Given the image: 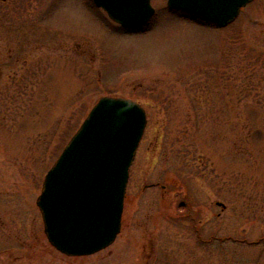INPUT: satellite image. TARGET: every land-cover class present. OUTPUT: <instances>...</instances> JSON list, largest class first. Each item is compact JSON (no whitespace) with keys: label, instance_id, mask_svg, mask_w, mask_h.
<instances>
[{"label":"rangeland","instance_id":"rangeland-1","mask_svg":"<svg viewBox=\"0 0 264 264\" xmlns=\"http://www.w3.org/2000/svg\"><path fill=\"white\" fill-rule=\"evenodd\" d=\"M8 2L6 44L29 34L35 62L0 79V264H264V0L225 28L151 0L128 32L89 0ZM104 96L139 104L146 126L114 242L66 256L36 199Z\"/></svg>","mask_w":264,"mask_h":264},{"label":"water","instance_id":"water-1","mask_svg":"<svg viewBox=\"0 0 264 264\" xmlns=\"http://www.w3.org/2000/svg\"><path fill=\"white\" fill-rule=\"evenodd\" d=\"M250 1L167 0V7L223 28ZM92 2L122 27L143 26L154 15L150 0ZM145 126L143 108L130 99L104 96L92 106L45 174L36 199L44 234L57 251L87 256L114 242Z\"/></svg>","mask_w":264,"mask_h":264},{"label":"flooded vegetation","instance_id":"flooded-vegetation-1","mask_svg":"<svg viewBox=\"0 0 264 264\" xmlns=\"http://www.w3.org/2000/svg\"><path fill=\"white\" fill-rule=\"evenodd\" d=\"M8 1L9 0H4V1L0 0V44H1L0 45V79H2V77L5 75V71L7 70H9L10 72H14L13 74L15 75L16 72H18L20 66L22 67V69L25 66L28 74H30V69L34 66V62H35V58H33V56L31 57V53L33 52L34 45L30 44L29 34H27L26 40L23 39V36L20 38L19 34H16V36L12 37L13 40L12 42L14 43H11V45L6 44L7 40L4 37L6 33L4 32L5 30L3 27V21L6 19L7 16L6 11H10L9 9H11V8L8 9V4H9ZM252 2H255V0H252L249 3H247L245 7ZM29 5H31L30 7H32L31 2L28 3V6ZM3 42L4 45H2ZM79 47L81 46L76 44V49H78ZM28 77L26 78L28 79Z\"/></svg>","mask_w":264,"mask_h":264}]
</instances>
